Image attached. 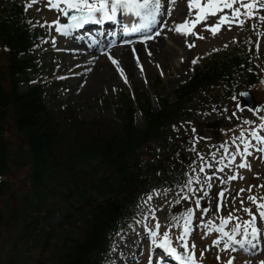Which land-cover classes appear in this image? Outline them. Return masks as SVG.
<instances>
[{"label":"trees","instance_id":"obj_1","mask_svg":"<svg viewBox=\"0 0 264 264\" xmlns=\"http://www.w3.org/2000/svg\"><path fill=\"white\" fill-rule=\"evenodd\" d=\"M23 16L18 0H0V44L6 48L0 54V233L19 219L23 237L42 238L46 229L41 230V215L53 210L50 201L58 197L68 203L61 220L74 218L84 227L74 237L63 231L60 264H101L99 253L126 217L142 171L148 172L152 165L142 162L138 149L162 139L165 152L162 135L167 126L189 116L199 98L209 99L216 95L215 87L223 86H227L225 92L218 94L227 97L241 75L245 84L254 83L251 55L235 50L197 64L190 81L174 91V104L160 98L158 113L148 102L140 105L145 126L139 129L125 104L117 110V120L108 123L70 108L49 112L40 86L19 92L23 80L37 70L29 53L32 35L20 23ZM91 160L111 170L96 185L86 169ZM11 169L23 171L28 191L11 186L9 177L2 179ZM92 189L101 202L88 194Z\"/></svg>","mask_w":264,"mask_h":264},{"label":"snow or ice","instance_id":"obj_2","mask_svg":"<svg viewBox=\"0 0 264 264\" xmlns=\"http://www.w3.org/2000/svg\"><path fill=\"white\" fill-rule=\"evenodd\" d=\"M37 0H26L25 10L32 4L36 3ZM188 3V14L181 22L172 21L173 27L169 28V31H175L185 37L191 35L196 36L199 39H204V37L199 33L195 32L194 29L196 25L201 24V22L208 20L210 17H217V13L220 15L217 17L216 21L212 24L204 23L203 27L210 29L211 34L215 36L221 29L223 25H227L229 28L233 24L239 25L241 28L245 25L246 20L258 19L264 22V0H187ZM174 0H48L45 5L49 9H55L58 16L57 19L52 21L45 20L41 26L47 25L49 29L54 30L56 33L63 35L65 37L69 36L73 30L83 27V25L94 22L96 24H103L105 21H118L119 17H124L127 19V24L124 26L123 31L128 34L132 32L144 31L138 36V40L142 43L147 42L155 38V36L161 35L164 28H167V22L165 21L166 16L172 15V6ZM193 9L196 11L193 12ZM224 9L230 10V12H224ZM63 16L65 21H61L59 18ZM194 16V19L189 17ZM31 23V22H30ZM159 25V29L155 26ZM253 29L257 27V24L252 23ZM155 33V35H153ZM236 38L233 37V40ZM125 44H132L131 40H124ZM56 43V37H52L53 46ZM189 48L195 46V41L193 40L189 43L187 40L184 41ZM227 47V45H224ZM257 50L259 48V42L256 43ZM148 55L151 56L150 50L145 48ZM217 49H214L216 51ZM107 51V47L105 48ZM131 52L135 58L136 65L139 66L141 72H143V64L141 63L140 56L135 47L131 48ZM108 59L113 65H115L116 70L119 74L124 77L125 83L128 82L127 76L125 75V70L120 66L118 60L112 55L111 52L107 53ZM199 57L193 58L191 64L195 65ZM159 67V65H157ZM90 71V69H88ZM249 71H252L250 68ZM163 74V71H161ZM146 81V78H145ZM115 90V89H113ZM249 96L247 91H241L238 94H232L230 99L235 101L234 109L232 115H236L238 112L243 110V104L246 100L242 101L243 97ZM213 110L216 108L213 106ZM227 111V109H224ZM231 118V116L229 117ZM245 125H255L245 129L244 127H239V136L235 134L230 137L231 144L234 145V150L229 151V145L226 142H222L220 148L223 149V154L217 156V151L213 150L209 153L210 160H205L203 153L197 152V158L200 161L198 172L203 173V178L197 173V168L193 167L197 161H192L188 166V171L186 173H181L185 177L182 185L180 186V191L183 195H177L171 202L166 201V203L176 204L180 203L182 200H188L192 198L193 194L200 191V195L195 196L192 199V205L194 207H187V209L180 213L179 218L177 216H172L171 220L176 227H182V231L178 232L175 237L172 236L170 229L173 224H167L165 230L161 232V222L156 217V207L153 206L149 209V218H151L152 223H144L146 219L141 213L140 221H135L143 225V229H147L148 236L151 239V244L154 248H159L167 253L166 256H161L159 260L150 253L147 258V264H162V261H166L168 257L174 258L179 261V264H203L202 260L197 257L195 252L196 245L194 242L189 243L188 237L193 231V220L195 218V209H200L201 217L205 215L219 216V223L216 224L215 221L207 227L206 233L215 231L218 235L211 241V245H215L219 248L216 254V259L219 261L221 259L220 252L228 251L236 252L237 247L243 251H252L257 247V241L261 239V233L264 231L261 226L258 225V218L260 221H264V197L257 195H249L247 200L250 201L255 206V211L253 208L245 205L244 200L240 201L241 208H232L227 215H219L223 207L229 205L225 204L223 198L225 193L229 190L227 188L220 189L217 193L212 194L210 190L213 187L212 178L218 173H224L226 168H231L235 163L238 169H243L245 167L251 169V164L248 163L247 157L252 155L250 149L255 148L259 153H264V115L259 116V121H253L251 119L244 120ZM175 128V125L173 126ZM195 132V128L192 129ZM199 136L194 138V142H198ZM257 143L253 145L252 141ZM243 145V147H241ZM196 151V149H191ZM240 156L241 159L237 163V157ZM215 161V163H212ZM205 168L214 169L211 174L205 173ZM259 175V173H257ZM237 178L243 179L244 177L235 172L227 175L226 179L223 176H218L217 182L224 184L226 180L228 182L236 180ZM194 185L198 187H194ZM252 185L249 186L248 191L251 193ZM256 187H264V185H256ZM167 191V190H164ZM245 189L241 188L236 193L237 196L241 195ZM160 188H153L150 193L146 194V198L143 203L147 204L153 200V194L160 195ZM215 196L217 198V203L213 207L211 203V197ZM204 198H209L208 203L201 204V200ZM235 202V197H232V203ZM243 211L246 213L247 218L243 221L240 217L235 215L236 212ZM183 222L182 224L180 222ZM235 221V223L230 225V222ZM204 220L200 219V226H204ZM131 227V226H130ZM162 237V238H161ZM173 239H175L179 244L181 250H178L173 244ZM134 243V242H133ZM204 256V251L200 252V257ZM235 256H230L225 264H233ZM259 264H264V259L259 260Z\"/></svg>","mask_w":264,"mask_h":264},{"label":"rangeland","instance_id":"obj_3","mask_svg":"<svg viewBox=\"0 0 264 264\" xmlns=\"http://www.w3.org/2000/svg\"><path fill=\"white\" fill-rule=\"evenodd\" d=\"M48 0H42L40 4H37L32 8L31 11V17L33 19V24L31 25L32 28L35 29L37 35L40 36V46L38 50L35 52V57L38 59L37 61L41 64V73L38 77V79L41 80V82L46 85V83L49 82H56L59 81V83H56L54 85H47L44 86V95H45V104L47 108L52 111L54 107L58 104V102L66 103L69 106L81 108L84 110V113L91 116H96L100 118H106L113 120L114 113H112L114 107V104L117 101V96L122 93H128L129 95L132 94H141L146 93L148 95V98L150 100L151 106L154 110H157V103L156 99L157 97H168L171 99L170 93L171 91L178 87L180 84L186 82L189 78L190 71H191V61L193 58L196 57H203L205 55H208L209 53H217V51H225L228 48H234L235 43H242L244 42L245 38L243 36L242 31H238L236 29H243L241 27L239 28H229V27H221L220 31L213 36L211 32L208 33V35H205V33H202V30H197L195 32H199L204 39H199L194 35H190L188 37L187 41L191 43L193 40L195 41V46L192 48H189L186 43L183 45H179L178 47V54L173 57L172 63L170 65L162 64L157 67V65L152 69V73L145 78L142 76H139L138 83H133L131 79L128 80L127 83H125L124 78L120 79L121 84L118 83L117 85H114L112 88H107L104 92H98L96 94H91L88 92H85L84 90H79L80 85L78 84L79 81H74L73 79L66 80L67 77H69L68 70L72 69L77 65V60L75 59V56L66 54L68 50L64 48V45L67 43L62 42L56 35V32L54 30V26L52 29H49L47 25L41 26L45 20L52 21L54 19H57V12L55 9H49L45 5L47 4ZM181 4V3H180ZM176 7V6H175ZM264 12V10H261ZM224 12H230L228 9H224ZM172 17L170 16L171 21H176V13L172 12ZM61 21L64 20L63 16L59 17ZM255 23L256 21H259L258 19H251V21ZM247 21V20H246ZM213 20L210 21L209 24H211ZM202 25V22L201 24ZM207 32V31H206ZM264 33V28H263ZM52 37H56V43L53 46L52 44ZM233 37L236 39L233 40ZM171 38L165 37L163 38L166 45L172 46L173 42L170 40ZM224 45H227V47H224ZM56 46H59L60 53H53L52 49H55ZM214 49H217L214 51ZM65 50V51H64ZM185 51V52H184ZM264 55V35L262 38V43L259 45L258 50H256V58L257 60ZM111 63V61H109ZM264 62V59H263ZM112 64V63H111ZM113 65V64H112ZM161 71H163V74H161ZM74 73V72H73ZM68 74V75H66ZM75 76V74H73ZM79 86V87H78ZM115 89V90H113ZM21 91L26 90V85H23L20 89ZM220 118V119H218ZM248 119H251L255 121L256 117L249 116ZM136 124L138 127L143 126V120L139 114V112L135 116ZM216 120L219 121V124L224 126V124L227 122V118L225 116H221V112L217 110H213V106L205 105L203 110L196 116L192 117L190 119V124L192 126L201 125L204 122H212L216 123ZM203 135L201 138H199V142H195L200 148L196 150V153H193L192 156L189 157L190 161H198V164L196 166L197 173L198 167L200 164V161L197 158V152L203 153L205 156V160H210L209 153H211L213 150L219 151L220 155L223 154V149L220 148L221 145V137H219L218 129L215 131H206L202 133ZM263 134V132L261 133ZM190 143H194L192 140V137L190 139ZM192 147L194 144L191 145ZM220 150H219V149ZM218 156V155H217ZM212 163H215V161H212ZM254 167L252 173H248L247 171L239 172L240 175H242L244 180L249 186L252 185L251 193L248 191L249 186L245 184L243 186V189L245 191L237 196L236 193L238 190L229 191V198L227 199V208H225L226 212H229L232 210V208H241L240 201L243 199L246 206L253 208L255 210V206L247 200V197L249 195H257L260 197H264V187H256V185H264V180H262V177L257 175L261 171L262 165L257 160L254 162ZM94 164V162L91 163V165ZM11 169L9 178L11 182V186L15 187L16 189H22L24 192L27 191V184L23 180L22 175L23 173L20 172L19 169L16 171H12ZM214 170V169H212ZM231 170H236L237 168H233ZM105 170L102 168L97 170L94 174V178L98 179L101 175L105 174ZM222 184L217 183L215 187H212L211 193L215 194L216 190L221 186ZM233 183L227 184V187L230 188ZM183 195L182 192H164L158 196L154 195L153 200L149 203L145 204L143 201L141 204L144 206L145 211H149V209L153 206L156 207L157 211H161L162 209H165L168 204L166 201L171 202L174 197L177 195ZM200 191H197L194 193V196L200 195ZM232 197H235V202L232 203ZM209 198H204L201 200V204L208 203ZM58 201L56 199H52V203L57 205L58 209L62 211L63 205L57 204ZM211 203L214 206L215 198L214 195L211 197ZM180 204L183 206L184 211L187 209V207H191L192 203H188L187 200H182ZM235 215H243L245 216L246 213L243 211L236 212ZM217 216L212 215H205L201 217L200 209L197 210L196 219L194 223V233L192 236V242L195 243L196 247L195 250L198 251H204V256L208 257L211 255L216 256L217 252L219 251V248L215 245H211V241L215 238L210 233H206L207 227L210 226L209 223L213 221H216ZM204 220V226H200L199 220ZM55 219L50 222L53 225ZM53 228V227H51ZM171 232V231H170ZM172 233V232H171ZM115 249L110 252L112 253V261L114 264H124L127 263V258L130 256V253L133 252L137 248V240L134 235V233L130 230L125 231L120 237H118L114 241ZM125 242V250H127V253L119 252L117 250L119 243L124 245ZM134 242V243H133ZM191 242V243H192ZM53 247L59 246L56 242H52ZM196 252V253H200ZM222 255L224 254V251L220 252ZM126 255V256H125ZM203 256V257H204ZM201 257V258H203ZM110 258V257H109ZM240 262V261H239ZM209 264V263H207ZM245 264H259L258 260H246Z\"/></svg>","mask_w":264,"mask_h":264},{"label":"bare ground","instance_id":"obj_4","mask_svg":"<svg viewBox=\"0 0 264 264\" xmlns=\"http://www.w3.org/2000/svg\"><path fill=\"white\" fill-rule=\"evenodd\" d=\"M181 2L179 10H177L176 22L180 19L183 20L188 14L187 0H181ZM189 18H194V16ZM165 21L167 22L168 27L163 29L161 35L152 39V41L146 45L135 46L140 56L141 63L143 64V72H141L139 66L136 65L131 48L106 51L97 55L93 60L87 59L89 55H92L91 53L87 52L85 55H79V57H81L79 60L81 64L72 69L77 72L75 80L77 79V81H79V85L82 87L80 89L91 94H96L100 91L104 92L107 88H112L119 83L118 70H116V67H112L106 60L108 58V52H111L118 60L120 66L125 70L127 79L130 78L133 83H138L139 76H149L156 65H162L163 63L170 65L173 57L178 54L179 45H183L188 36L185 37L176 32L173 33L174 31H169L168 29L173 26L170 24L167 16L165 17ZM168 35H170V40L173 42L172 46L166 45L163 42V38ZM73 46L81 48L83 52L92 50L88 48L83 41L77 40L73 43ZM145 48L151 51V56L148 55ZM90 63H93V65L90 66ZM88 67H90V71L84 73L83 70ZM261 160L262 165L264 166V153H262Z\"/></svg>","mask_w":264,"mask_h":264}]
</instances>
